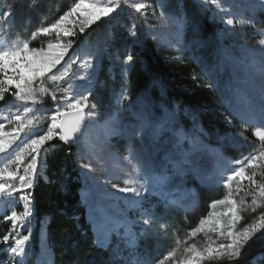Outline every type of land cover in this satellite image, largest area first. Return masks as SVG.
Masks as SVG:
<instances>
[{
    "label": "rangeland",
    "instance_id": "1",
    "mask_svg": "<svg viewBox=\"0 0 264 264\" xmlns=\"http://www.w3.org/2000/svg\"><path fill=\"white\" fill-rule=\"evenodd\" d=\"M77 2L78 0H74L66 11ZM97 2L102 3L104 0H97ZM128 2L129 4L133 2L149 4L147 17H143L129 7L125 8L115 19L102 18L96 23L99 24L100 30H91L90 26L85 29L84 33H80L77 27L76 35L65 37L63 41L64 43L69 40L73 42V48L69 49L65 57L67 63L62 62V66H58L61 67V71L67 69V77L63 82H53L49 78L43 87L49 93L56 91L57 97L60 98L64 94V89L75 84H86V82L77 79L79 75L83 74L80 65L89 58L90 54L96 53L108 44L111 45L108 53L100 57L98 62L95 58L93 59V63L96 65L94 71L97 79L92 92L96 87H100L98 91L111 97L110 106L112 108L102 112L95 107L94 111L98 114L97 121L87 122L88 128L80 146L83 151L79 155L78 164L80 166L90 163L93 166L91 174L96 178L98 190H106L113 194L105 199L107 215L113 220L123 219L126 221L123 226L109 235L106 250L113 260H116L117 264H135L136 259L146 260V264H159L170 251L177 250V256H179L185 248L193 244L198 248H203L210 243L225 242L224 237H221L218 232L209 231L208 225L204 226V231L196 233L195 236L190 234L193 229L200 227L202 219L207 220L214 212L226 211L221 205H217L216 208H212L211 205L215 200L223 199L228 194L229 189L226 187L225 181L231 174L232 168L237 167L235 161L261 148L260 141L255 135V129L260 125L246 122L247 117L242 108L237 105L228 92L230 88L239 89L241 93L250 91L251 85L244 73L234 69L231 64L226 65L223 57L225 55L242 57L246 55L245 50L247 52L260 50L262 46L259 41L264 39V21L262 19L264 11L254 10L251 7L257 0H217L216 4L209 0L206 6L196 3L194 0H128ZM15 3H19V0H0V15L6 11L12 13V16L6 20H0V49L18 45L23 41H28L29 45L32 41L36 48L45 47L48 40L52 38L41 35L33 39L32 33L37 28L47 27L56 20H52L47 26L43 24L44 22L40 25L35 24L27 32L28 27L35 23V19L32 22L31 19L21 17L20 15L24 13L21 8H17V14H14ZM46 3L47 0H37V6L34 9L36 14L39 12L38 7L43 8ZM220 8L226 11H220ZM229 18L234 20V25L229 26L225 23ZM36 20L38 21L37 18ZM240 21H245V23H240ZM132 25L135 26V36L130 35L129 29ZM226 31L227 35H225ZM122 32L130 38L128 40L132 44L138 43L143 37H149L155 40L157 45L168 47L177 52V57L185 55L194 60L208 84L213 81L218 83V89H212L216 92L218 101L232 118V120H227L228 125L236 129L235 132L227 130L223 135H214V142H208L202 132L196 131L192 126L186 128L181 125L183 132L196 140L198 145V150L195 153L198 173H188L182 181H176L169 185L163 194L159 190H153L151 193L142 191L140 206L133 203V200L137 198L132 194L120 193L111 187L112 184L124 187L125 182L135 181L137 179L135 168L138 166H134L124 159L129 155V142L119 136L109 137L104 122L99 119L100 114L107 115L116 111V100L121 88L124 89L125 94L124 84H116L118 76L122 80L126 79L130 64L126 62L128 51L123 56H118L115 53L116 51L118 54L121 52L117 42L118 35ZM112 46L116 51L109 54L110 50L113 51ZM72 60L76 62L72 63ZM13 91L14 89H10L7 93ZM78 91L84 92L85 90L80 88ZM159 91L163 95L164 88L159 87ZM85 94L87 93L85 92ZM68 95H71V91ZM100 98L99 95L98 99ZM89 101L93 102L90 97ZM136 101L137 99H132L129 103ZM125 105L127 103L125 104L121 100L119 116L127 122L131 117L122 110ZM153 105L158 116L163 115L164 108L169 111L173 110L165 97ZM28 106L32 107L30 104ZM37 107L40 109L37 115L50 116L51 110L55 109L56 104L49 94L44 97V103ZM18 110L22 112L23 106L12 96L5 98V101H0V123L5 125V131H10L8 121ZM185 117L188 122L192 121L191 115L186 114ZM48 123L49 121L43 120L40 128L33 129V131L43 134ZM245 130L251 133L253 139L244 134ZM21 135L23 137V134ZM243 137H246L247 140H243ZM170 138L171 134L165 132L162 149H167ZM131 146L135 152L150 157L157 164L164 155L163 150L159 155L153 153L147 140L142 141L137 138L131 142ZM15 147L13 145V148ZM184 147L188 149L191 145L188 141H184ZM76 148L78 149V146ZM9 154L14 155L12 149H8L6 153H0V168L7 163ZM79 169L81 172L80 167ZM245 171L247 175L251 174L250 169L246 168ZM257 175L261 178L259 173ZM239 183L247 185L248 181H239ZM231 185L235 192L237 181H232ZM235 197L246 199L242 191ZM84 206L96 242L97 226L91 223L89 209L85 204ZM262 209H264V204H261L256 212L240 213L241 221L236 224V229H242L257 220ZM149 210H151V214ZM13 211L17 214L23 211V203L19 197L0 198V241H2L3 235L8 234L12 228L10 217ZM221 219L226 220L227 218L222 217ZM144 220H149L148 226L144 225ZM129 226L136 237L134 244L131 243L130 237L125 235ZM100 227L101 230H111L113 225L111 222H104ZM28 228L33 230V221L27 224L21 234L25 235ZM263 239L264 237H261L256 240ZM41 250V259L37 261V264H50L49 249L41 243ZM0 261H3L4 264H22L24 256H11L4 251V245L0 244ZM252 261L255 264H264V252L257 254ZM164 264H175V260L169 258L164 261Z\"/></svg>",
    "mask_w": 264,
    "mask_h": 264
},
{
    "label": "snow or ice",
    "instance_id": "2",
    "mask_svg": "<svg viewBox=\"0 0 264 264\" xmlns=\"http://www.w3.org/2000/svg\"><path fill=\"white\" fill-rule=\"evenodd\" d=\"M194 2L206 6L209 0H194ZM210 2L216 4L217 0H210ZM129 7L143 17H147V9L150 5L144 2L129 4L128 0H104L102 3H98L97 0H78L54 23L47 27H39L32 33L33 39L41 35L51 37L46 47H30L28 41H23L18 45L0 49V101H5V93L14 89L11 93L13 99L23 106V111L18 110L8 121L10 131H5V125L0 123V153H6L8 149H12L14 153V155H8L7 163L0 168V198L14 199L18 196L23 203L22 212L11 213L12 228L0 241V244L4 245V251L11 256L23 257L30 241L32 230L28 228L27 235L21 232L26 229L28 223L35 220L33 191L39 176V168L46 162L47 143L58 137L65 144L78 146V155H80L83 151L80 146L88 128L87 122L97 121L98 117L97 112L94 111L95 104L89 101L97 79L93 59L95 58L98 62L100 57L108 53L111 45L108 44L96 53L90 54L89 58L80 65L83 74L77 79L86 84L70 86L64 89V94L58 98L56 91L49 93L43 85L49 78L53 82H63L68 75L67 69L61 71V67H58L62 66V62L67 63L65 57L69 49L73 48V42L69 40L64 43V38L75 36L77 27L80 33H84L86 28L101 21L102 18L115 19ZM217 7L219 8L218 4ZM251 7L254 10L264 11V0H257ZM220 11L226 10L220 8ZM161 15L163 16V13ZM11 16V11H6L0 15V20H6ZM225 23L231 26L234 25V20L229 18ZM129 31L130 35H136L134 25L130 26ZM259 44L262 47L258 52L245 50V56L225 55L223 59L226 65L231 64L234 69L243 72L251 85L250 91L241 93L239 89L230 88L228 92L242 108L247 117L246 122L260 125L255 129V135L260 141L261 148L235 161L237 167L232 168L231 174L225 181L229 189L228 194L223 199L215 200L211 205L212 208L221 205L226 211L214 212L207 220L202 219L200 227L193 229L190 234L195 236L196 233L204 231V226L208 225V230L213 233L218 232L221 237H224L225 242L210 243L203 248L193 244L185 248L179 256H177V250H173L168 252L159 264H164V261L169 258H173L175 264H221L225 260L227 264H235L250 246V242L264 237V209L261 210L257 220L242 229H236V224L241 221L240 213L256 212L257 208L264 204V39H261ZM221 50L223 51L222 47ZM132 60L133 56L127 55L126 62L131 63ZM75 62L72 60V63ZM153 83L159 85V81H153ZM206 87L218 89L219 85L213 81ZM80 88H84L85 91H78ZM69 91L71 95H68ZM49 94L56 104L55 109L51 110L50 116L37 115L40 112L37 106L42 105L44 97ZM126 99L128 97L121 88L116 100V111L107 115L100 114L99 119L104 122L109 137L119 136L129 142V155L124 159L138 166L135 168L137 171L135 181L125 182L124 187L118 184H112L111 187L120 193L132 194L137 198L133 200V203L140 206L142 191L151 193L153 190H159L163 194L173 182L182 181L188 173H198L195 156L198 145L196 140L185 134L180 127L177 119L178 105L172 111L164 108L163 115L158 116L154 111L150 94L145 90L144 95L138 96L135 103H129L123 107L122 110L131 117L125 122L119 116L121 111L119 105L121 100ZM29 104L32 107H29ZM85 109L88 111L86 112ZM184 112L191 114L194 129L202 132L198 110L186 107ZM29 113L33 114L29 116ZM43 120L49 121L46 130L43 134L39 131L34 132L33 129H39ZM165 132L170 133L171 138L167 149H162ZM137 138L142 141L147 140L148 146L157 155L160 151H164L158 164L150 157L132 149L131 142ZM243 140L246 141L247 138L243 137ZM184 141H188L191 147L185 149ZM13 145L16 147L13 148ZM79 167L81 172L77 179L83 182L80 199L89 209L91 223L97 226L96 246L106 249L110 233L115 232L126 221L113 220L107 215L105 199L113 194L106 190H98L96 178L91 174L93 166L90 163H84ZM246 168L251 170L250 175L246 174ZM258 173L261 176L260 181L255 179ZM244 180L248 181L246 186L239 183ZM232 181H237L235 192L232 190ZM61 190L67 191V186H62ZM241 191L251 197V205H248L243 198L239 200L234 198ZM149 213L151 214V210ZM222 217L227 219L222 220ZM104 222H111L112 229L101 230L100 225ZM143 223L148 226L150 222L144 220ZM125 235H128L131 243L134 244L136 237L131 232L130 226ZM0 264L4 262L0 261ZM135 264H146V260L136 259Z\"/></svg>",
    "mask_w": 264,
    "mask_h": 264
},
{
    "label": "trees",
    "instance_id": "3",
    "mask_svg": "<svg viewBox=\"0 0 264 264\" xmlns=\"http://www.w3.org/2000/svg\"><path fill=\"white\" fill-rule=\"evenodd\" d=\"M71 1L74 0H47L46 6L38 7L39 12L36 14L34 9L37 0H19V3L14 4V14H17V8H21L24 10L21 17L31 19L32 22L35 19V23L28 27L29 32L35 24L40 25L44 22L43 24L47 26L52 20H57L68 9ZM262 19L264 21V17ZM98 26L99 24L93 25L90 29L100 30ZM118 38L120 54L113 46V51L110 50L109 54L116 51L118 56H123L128 51L133 56L126 79L122 80L118 76L116 82L125 86V95L128 99L122 100L123 103L128 104L132 99L143 96L147 90L153 104L165 97L173 110L179 106L177 119L180 126L194 127L193 120L190 122L186 120L184 112L186 107L198 110L202 135L204 134L208 142H214V135H223L227 130L236 131L234 127L228 125L227 120L232 118L218 101L216 92L206 87L208 82L194 60L185 55L177 57V52L157 45L155 40L149 37H143L134 44L123 32ZM30 46L36 48L32 41ZM153 81H159V85ZM159 87L164 88L163 95ZM99 89L100 87H96L90 98L98 110L106 112L112 108L111 97L98 91ZM11 96V93L5 94V98ZM244 134L253 139L247 130ZM76 147L73 144H65L58 137L46 145V162L39 168L40 177L33 191L35 198L33 230L22 264H37V261H40L41 243L49 249L50 264H117L108 250L96 246L92 227L87 220L86 208L80 199L82 181L77 179L80 174L78 164L80 159ZM255 179L261 180L259 175ZM62 186H67V191H62ZM234 198L239 200L243 197ZM245 201L251 205L250 196H246ZM27 234L28 232H25V235ZM262 252L264 239L254 240L235 264H255L252 260ZM221 264H227V260Z\"/></svg>",
    "mask_w": 264,
    "mask_h": 264
},
{
    "label": "water",
    "instance_id": "4",
    "mask_svg": "<svg viewBox=\"0 0 264 264\" xmlns=\"http://www.w3.org/2000/svg\"><path fill=\"white\" fill-rule=\"evenodd\" d=\"M85 111L87 112V109H85Z\"/></svg>",
    "mask_w": 264,
    "mask_h": 264
}]
</instances>
